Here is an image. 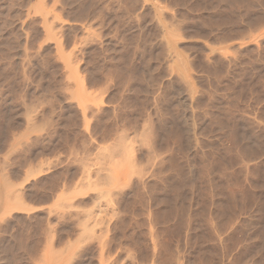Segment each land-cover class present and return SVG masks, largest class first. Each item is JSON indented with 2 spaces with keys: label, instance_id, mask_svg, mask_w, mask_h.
Instances as JSON below:
<instances>
[{
  "label": "rangeland",
  "instance_id": "rangeland-1",
  "mask_svg": "<svg viewBox=\"0 0 264 264\" xmlns=\"http://www.w3.org/2000/svg\"><path fill=\"white\" fill-rule=\"evenodd\" d=\"M0 264H264V0H0Z\"/></svg>",
  "mask_w": 264,
  "mask_h": 264
}]
</instances>
